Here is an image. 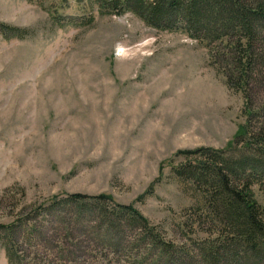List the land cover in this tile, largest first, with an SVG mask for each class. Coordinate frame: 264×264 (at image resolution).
I'll return each instance as SVG.
<instances>
[{"label":"rangeland","instance_id":"374dc122","mask_svg":"<svg viewBox=\"0 0 264 264\" xmlns=\"http://www.w3.org/2000/svg\"><path fill=\"white\" fill-rule=\"evenodd\" d=\"M100 1L0 0V226L53 196L110 194L189 245L199 196L172 172L179 152L226 149L249 122L264 129V69L247 107L203 44ZM252 189L264 208V188ZM41 221L44 264H154L78 231L72 261L60 226ZM0 264H10L1 244Z\"/></svg>","mask_w":264,"mask_h":264},{"label":"trees","instance_id":"16d2710c","mask_svg":"<svg viewBox=\"0 0 264 264\" xmlns=\"http://www.w3.org/2000/svg\"><path fill=\"white\" fill-rule=\"evenodd\" d=\"M100 2L113 13L132 12L152 27L180 30L203 44L221 66L227 85L242 92L250 107V83L264 69V0ZM179 155L184 161L172 172L199 196L187 215L190 230L198 235L193 243L176 244L133 204L120 203L110 194L74 193L35 204L22 221L0 226L8 262L44 264L47 255L38 251L46 236L36 238L41 232L35 224L41 219L42 225L50 221L60 226L57 235L72 261L78 231L107 252L135 250L152 255L154 264H264V208L252 189L256 184L264 188V129L255 130L249 122L226 149L199 148ZM22 243L34 249L31 260L26 256L32 251L26 254Z\"/></svg>","mask_w":264,"mask_h":264}]
</instances>
